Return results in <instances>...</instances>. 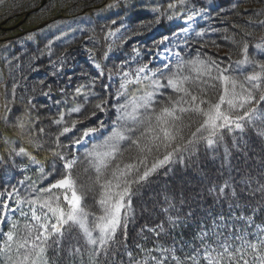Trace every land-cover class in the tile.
<instances>
[{"label": "trees", "instance_id": "16d2710c", "mask_svg": "<svg viewBox=\"0 0 264 264\" xmlns=\"http://www.w3.org/2000/svg\"><path fill=\"white\" fill-rule=\"evenodd\" d=\"M42 1L0 0V23L7 26L0 28V192L5 188L11 191V186L16 185L20 195H25L24 186L18 184L25 176L38 181V186L43 183L36 165L26 157L16 156L11 149L23 146L48 167L52 160L47 149L52 147V137L59 130L52 121L59 113L66 114L65 120L83 121L84 127H95L104 121L109 125L104 132L107 135L117 112L110 104L106 112L92 116V105L109 94L111 103L116 102L115 93L124 79L123 73H134L143 64L153 70L162 67V63L174 64L177 54L191 60L199 53L201 59L211 57L226 65L242 58L245 42L249 56L264 61V54L254 48L264 43V25L258 23L264 21V0H186L183 7L178 5L160 16L159 24L155 23L159 13L151 9H165L174 0H47L40 7ZM35 8L39 9L20 23ZM173 11L179 16L167 19ZM188 16L193 19L188 20ZM118 27H122L119 33ZM182 28L188 31L181 32ZM165 36L169 40L159 43ZM251 71L248 67L244 74ZM92 81L95 83L91 92L97 95L89 96L85 103L84 93L89 89L85 87L80 95L76 89ZM137 87L130 86L129 93ZM76 105H83L81 112L69 117L68 110ZM18 121L25 124L23 133L15 127ZM40 128L45 133H39ZM29 132L35 133L39 142L48 143L43 148L33 147L27 143ZM233 135L239 141L235 147ZM5 139L9 142L5 143ZM61 141L70 142L64 137ZM94 142L95 138L85 147ZM226 147L230 152L227 158ZM83 153L84 148L76 146L81 159ZM85 166L78 165L74 174L87 185L92 174L83 171ZM249 177L250 185L246 183ZM225 182L236 189V197L231 196V188L220 195L218 189ZM258 183H264V138L255 131L226 133L224 142L213 149L199 144L195 150L186 151L182 159L154 174L132 197L134 213L128 223L127 238L118 234L123 245L117 244L113 255L101 257V264H130L127 252L135 254L137 243L148 248H153L154 242L174 247L176 254L182 256L199 247L201 229L214 227L213 222L221 217L229 221L230 228L237 216H252L254 224L248 226L249 230L256 225L264 227V200L259 192H251ZM87 203L93 204L91 197ZM13 207L9 200V208ZM168 216L179 217V222L174 227L169 225ZM162 223L165 234L157 241L155 233L146 228ZM141 229L145 231L141 233ZM81 258L88 264L87 255L78 257L77 264ZM60 264L69 262L65 259Z\"/></svg>", "mask_w": 264, "mask_h": 264}, {"label": "snow or ice", "instance_id": "6c2138e0", "mask_svg": "<svg viewBox=\"0 0 264 264\" xmlns=\"http://www.w3.org/2000/svg\"><path fill=\"white\" fill-rule=\"evenodd\" d=\"M185 3L186 0H174L165 9L152 8L153 13H159L155 23L159 24L160 16ZM174 16L179 13L173 11L167 19ZM187 19L192 20L193 16ZM258 23L264 25V21ZM167 40L169 37L165 36L159 43ZM254 48L264 54V43ZM248 50L245 42L242 58L226 65L211 57L201 59L199 53L191 60L177 54L174 64L162 63L154 70L143 64L134 73H123L124 79L115 93L116 102L111 103L109 94L92 105V116L106 112L110 104L116 110L111 131L104 135L109 127L104 121L95 127H84L83 121L65 120L66 114L59 113L52 121L59 130L52 137V147L47 149L52 160L48 167L25 147H13L12 153L36 165L43 183L38 186V181L25 176L18 181L24 186L25 195H20L16 185L11 186V191L5 188L0 192V225L8 226V231L0 228V264H60L65 259L69 264H77V258L83 255L88 256V264H101V257L113 255L115 246L123 245L118 234L127 238L128 223L134 213L132 197L154 174L201 143L213 149L224 142L226 133L246 134L253 130L264 138V61L250 57ZM248 67L253 71L244 74ZM94 83L76 89L77 95L85 87L89 89L84 93L85 103L89 96L97 95L91 92ZM132 85L139 87L130 94ZM82 108L83 105H76L67 115L80 113ZM15 127L21 133L25 130L21 121ZM39 133H45V129L40 128ZM27 135V143L35 148L48 143L39 142L33 132ZM61 137L70 142L62 143ZM94 138L97 142L85 147ZM232 139L235 147L239 141L235 135ZM76 146L84 148L83 159L76 154ZM229 155L226 147L225 158ZM78 165H86L83 171L92 174L87 185L74 174ZM251 180L249 177L246 183L250 185ZM229 188L231 196L236 197V189L228 182L218 192L224 196ZM251 192H259L264 200V183H258ZM89 197L91 205L87 203ZM9 200L15 207L9 208ZM9 212L18 213L20 219L10 220ZM167 222L174 227L179 217L168 216ZM236 223L243 226L236 228ZM253 224L252 216H237L230 228L229 221L221 217L213 222L214 227L201 229L199 247L182 256L176 254L174 247L155 242L153 248L137 243L135 254L128 251L127 255L130 264H264V227L256 225L249 230L248 226ZM146 230L155 233L157 241L165 234L163 223ZM144 231L141 229V233ZM79 264H84L82 258Z\"/></svg>", "mask_w": 264, "mask_h": 264}, {"label": "rangeland", "instance_id": "374dc122", "mask_svg": "<svg viewBox=\"0 0 264 264\" xmlns=\"http://www.w3.org/2000/svg\"><path fill=\"white\" fill-rule=\"evenodd\" d=\"M44 1V0H43ZM43 1H42V3H41V5H40V7H42L46 2H47V0H45L44 1V3H43ZM39 9V8H38ZM37 9V10H38ZM34 9H31V10H29L28 12H27V14H26V16L21 20V22L20 23H24V22H26V20L28 19V17L32 14V13H34L35 11H37V10H34ZM5 22H1L0 24H1V27L2 28H6V27H3V24H4ZM0 27V28H1ZM121 28L122 27H118V28H116L115 30L119 33V31L121 30ZM7 29V28H6ZM8 218L10 219V220H17V219H19L20 217H19V214L18 213H14V212H9V214H8ZM0 228H2L3 229V231H8V226H7V224H3V225H0Z\"/></svg>", "mask_w": 264, "mask_h": 264}, {"label": "water", "instance_id": "95a60500", "mask_svg": "<svg viewBox=\"0 0 264 264\" xmlns=\"http://www.w3.org/2000/svg\"><path fill=\"white\" fill-rule=\"evenodd\" d=\"M44 1H45V0H44ZM44 1H43V3H44ZM37 9H38V8H35L34 10H37ZM34 10H33V11H34ZM0 27H1V24H0ZM4 29H6V28H4Z\"/></svg>", "mask_w": 264, "mask_h": 264}]
</instances>
